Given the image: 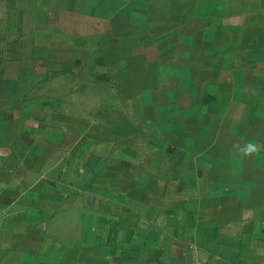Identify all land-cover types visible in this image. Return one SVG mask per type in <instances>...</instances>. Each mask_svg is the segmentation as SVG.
<instances>
[{
    "label": "crops",
    "instance_id": "1",
    "mask_svg": "<svg viewBox=\"0 0 264 264\" xmlns=\"http://www.w3.org/2000/svg\"><path fill=\"white\" fill-rule=\"evenodd\" d=\"M195 263L264 264V0H0V264Z\"/></svg>",
    "mask_w": 264,
    "mask_h": 264
},
{
    "label": "clouds",
    "instance_id": "2",
    "mask_svg": "<svg viewBox=\"0 0 264 264\" xmlns=\"http://www.w3.org/2000/svg\"><path fill=\"white\" fill-rule=\"evenodd\" d=\"M262 146L255 141H245L243 145H234L235 155L240 158L252 157L261 151Z\"/></svg>",
    "mask_w": 264,
    "mask_h": 264
},
{
    "label": "rangeland",
    "instance_id": "3",
    "mask_svg": "<svg viewBox=\"0 0 264 264\" xmlns=\"http://www.w3.org/2000/svg\"><path fill=\"white\" fill-rule=\"evenodd\" d=\"M106 72H107V74L110 75L113 71H112V70H102V71H99L100 74H105V75H107ZM83 87H84V89L87 90V93H88V91H89V93H90L91 91H97L98 95H100V94L105 95V97H104L105 102H106L107 104H108V103H109V104L111 103V102H107L106 100H107L108 97H110V95H111V90L113 89V87H109V86H106V85H105L104 90H101L100 88H97V90H96V89L93 90V88L90 87V86H87V87L83 86ZM73 89H78V85H73ZM91 89H92V90H91ZM74 98H75V97H74ZM111 104H112V103H111Z\"/></svg>",
    "mask_w": 264,
    "mask_h": 264
},
{
    "label": "built area",
    "instance_id": "4",
    "mask_svg": "<svg viewBox=\"0 0 264 264\" xmlns=\"http://www.w3.org/2000/svg\"><path fill=\"white\" fill-rule=\"evenodd\" d=\"M195 264H201V263H195Z\"/></svg>",
    "mask_w": 264,
    "mask_h": 264
}]
</instances>
